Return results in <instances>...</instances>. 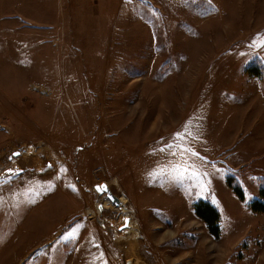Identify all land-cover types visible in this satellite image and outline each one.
Instances as JSON below:
<instances>
[{
	"label": "rangeland",
	"instance_id": "obj_1",
	"mask_svg": "<svg viewBox=\"0 0 264 264\" xmlns=\"http://www.w3.org/2000/svg\"><path fill=\"white\" fill-rule=\"evenodd\" d=\"M262 187L264 0H0V264H264Z\"/></svg>",
	"mask_w": 264,
	"mask_h": 264
},
{
	"label": "trees",
	"instance_id": "obj_2",
	"mask_svg": "<svg viewBox=\"0 0 264 264\" xmlns=\"http://www.w3.org/2000/svg\"><path fill=\"white\" fill-rule=\"evenodd\" d=\"M238 192L240 190L238 189ZM195 214L198 218L202 219L207 223L209 232L213 235H217L218 229H217V223H218V214L217 211L208 203L199 201L194 206ZM252 209L257 211L264 212V187L260 190V199L255 200L252 203Z\"/></svg>",
	"mask_w": 264,
	"mask_h": 264
},
{
	"label": "bare ground",
	"instance_id": "obj_3",
	"mask_svg": "<svg viewBox=\"0 0 264 264\" xmlns=\"http://www.w3.org/2000/svg\"><path fill=\"white\" fill-rule=\"evenodd\" d=\"M120 211H124L125 213H127L126 208ZM125 217H128V214ZM127 222H130V225H128L127 227H130L131 224L133 223L132 220L129 221V219L127 220ZM128 234L129 235L126 236L123 234L117 235L116 237L117 243H119V245L122 246V248L127 252L126 255L128 254V257L134 264H142L141 260L134 254L135 249H133L134 243L132 242L135 240L134 238L136 237V234H134V232Z\"/></svg>",
	"mask_w": 264,
	"mask_h": 264
},
{
	"label": "water",
	"instance_id": "obj_4",
	"mask_svg": "<svg viewBox=\"0 0 264 264\" xmlns=\"http://www.w3.org/2000/svg\"><path fill=\"white\" fill-rule=\"evenodd\" d=\"M98 186L106 187L107 191H98V190H97ZM93 188L96 190V192H97L99 195L105 193L106 197H107L112 203H114L117 207H120L121 199H120L118 196H116L115 194H113V193L110 191V189H109V187H108V185H107V182L103 181V182H101V183H95V184L93 185Z\"/></svg>",
	"mask_w": 264,
	"mask_h": 264
},
{
	"label": "snow or ice",
	"instance_id": "obj_5",
	"mask_svg": "<svg viewBox=\"0 0 264 264\" xmlns=\"http://www.w3.org/2000/svg\"><path fill=\"white\" fill-rule=\"evenodd\" d=\"M209 2H210V0H209ZM178 138H182V137L178 134ZM169 147H171V145ZM161 151H163V149H161ZM13 155H19V153H14ZM178 171H179V169H178ZM9 172L11 173L12 170L10 169ZM97 190L98 191H107L106 187H103V186H98ZM126 225H127V221H125V226Z\"/></svg>",
	"mask_w": 264,
	"mask_h": 264
}]
</instances>
